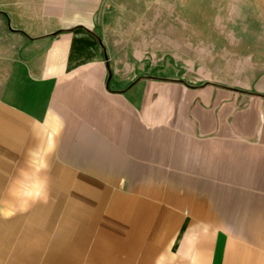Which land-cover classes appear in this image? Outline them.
Segmentation results:
<instances>
[{"label":"crops","instance_id":"crops-1","mask_svg":"<svg viewBox=\"0 0 264 264\" xmlns=\"http://www.w3.org/2000/svg\"><path fill=\"white\" fill-rule=\"evenodd\" d=\"M0 264H264V0H0Z\"/></svg>","mask_w":264,"mask_h":264}]
</instances>
